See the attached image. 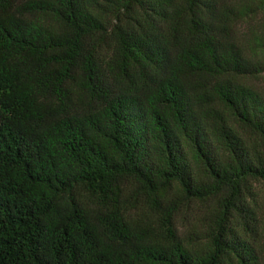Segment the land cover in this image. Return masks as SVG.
<instances>
[{"label":"trees","instance_id":"trees-1","mask_svg":"<svg viewBox=\"0 0 264 264\" xmlns=\"http://www.w3.org/2000/svg\"><path fill=\"white\" fill-rule=\"evenodd\" d=\"M0 264H264V0H0Z\"/></svg>","mask_w":264,"mask_h":264}]
</instances>
